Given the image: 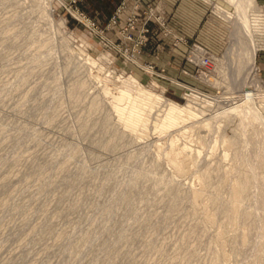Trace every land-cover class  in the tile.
Wrapping results in <instances>:
<instances>
[{
  "label": "rangeland",
  "instance_id": "374dc122",
  "mask_svg": "<svg viewBox=\"0 0 264 264\" xmlns=\"http://www.w3.org/2000/svg\"><path fill=\"white\" fill-rule=\"evenodd\" d=\"M197 1L0 0V264H264V0Z\"/></svg>",
  "mask_w": 264,
  "mask_h": 264
},
{
  "label": "bare ground",
  "instance_id": "6f19581e",
  "mask_svg": "<svg viewBox=\"0 0 264 264\" xmlns=\"http://www.w3.org/2000/svg\"><path fill=\"white\" fill-rule=\"evenodd\" d=\"M235 2H236V4H237V7H238V10L240 11V12H238V14H237V16H236V20L234 21V22H236L235 23V30L231 33V39H230V42H229V45L227 46V49H226V54L227 53H231V52H237V51H239V50H241L240 51V53H242V54H247V55H245L244 54V56H246V58L247 57H249V58H247V59H250V58H252L253 57V55H254V49H256V48H254V45L252 44V40L250 39V40H248V46L247 45H245L244 47H242V45H241V41H240V36L242 35V31H240V28L241 27H244L245 28V26L247 25V20H246V17H245V15H244V11L246 10V8H248V7H251L252 5H255L254 4V0H234ZM232 2V1H231ZM246 14V13H245ZM240 22V23H239ZM241 22H242V24H241ZM239 23V24H238ZM244 23V24H243ZM246 23V24H245ZM240 25H241V27H240ZM240 27V28H239ZM251 29V28H250ZM243 32H245L244 30H243ZM244 34V33H243ZM249 39V38H248ZM254 41V40H253ZM238 42L240 43L239 44V48H236V45L238 44ZM239 49V50H238ZM228 55V54H227ZM243 57V56H242ZM90 59V58H89ZM246 59V60H247ZM241 62V61H240ZM252 62V61H251ZM245 63V62H244ZM246 64V63H245ZM253 64V63H252ZM241 65H243V64H241ZM241 65H240V67H241ZM242 68V67H241ZM240 69V68H239ZM107 86V85H106ZM112 87V86H111ZM109 88V87H108ZM107 90V89H106ZM105 90V91H106ZM109 91V90H108ZM106 93V92H105ZM111 94H112V92H111ZM110 94V95H111ZM111 96H114V97H116V98H122L123 96L122 95H120V94H116V95H111ZM111 98V97H110ZM124 98V97H123ZM126 98V97H125ZM116 100V99H115ZM255 111V110H254ZM247 116H248V114H247ZM250 117L252 116V114L251 115H249ZM173 121H174V119H173ZM264 139V138H263ZM215 145V144H214ZM181 148H183V147H181ZM176 149V148H175ZM178 150V149H177ZM180 151V150H179ZM183 151V150H182ZM187 151V150H186ZM187 153H185V155H186ZM182 156V155H181ZM174 157V156H173ZM175 158V157H174ZM188 160V159H187ZM173 161V160H172ZM179 161V160H178ZM180 161H183V160H180ZM189 162H191V160H189ZM172 163V162H171ZM183 163V162H182ZM187 163H188V161H187ZM259 163H261V161H259ZM173 165V164H172ZM182 165V164H181ZM174 166V165H173ZM176 167H179V164L177 163L176 164ZM180 167H182V166H180ZM180 167H179V169H180ZM174 168V167H173ZM230 169H231V167H230ZM177 170V169H176ZM180 170H182V169H180ZM224 173H225V171H224ZM225 174H227V173H225ZM204 175V174H203ZM200 176V175H199ZM206 176V175H205ZM238 176V175H237ZM198 179V178H197ZM202 179H205L204 177L203 178H200V180H201V183L203 182V180ZM250 180H251V177L249 176V174L246 172V173H241L236 179H234V180H232V183L230 184L231 185V189H232V193L234 194V196L236 197V199H241V198H245L246 196H248V190H249V185H250ZM210 183H211V181H210ZM210 183H207V184H210ZM204 184V183H203ZM211 184H213V183H211ZM205 185V184H204ZM214 186V185H213ZM230 188V187H229ZM230 190V189H229ZM197 191V190H196ZM231 191V190H230ZM207 198V197H206ZM211 198V197H210ZM209 198V199H210ZM214 198V197H213ZM206 201V200H205ZM208 201H210V204L209 205H211V204H214L215 206L216 205H218L217 204V201L215 200V198L214 199H210V200H208ZM206 203V202H205ZM204 205V204H203ZM207 205V204H206ZM204 207H206V206H204ZM218 207V206H217ZM219 207H221L222 208V206L220 205ZM233 207V206H232ZM211 208V207H210ZM214 208V207H213ZM208 209H209V207H208ZM218 209V208H217ZM216 210V209H215ZM222 210H223V208H222ZM213 211V210H212ZM219 211V210H218ZM220 211H221V209H220ZM208 213H211V212H209L208 211ZM220 214H221V212H219ZM218 213V214H219ZM222 213H224V211H222ZM231 214H232V212H231ZM230 214V215H231ZM235 214H236V212H235ZM227 215V214H226ZM229 215V216H230ZM251 215H252V213L250 212V211H248V210H245L244 212H242V214L240 215V219H242V220H249L250 218H251ZM205 216H206V214H205ZM208 216V215H207ZM212 216H213V214H212ZM208 218V217H207ZM229 219H233V221L234 220H237L236 218L234 219V218H232V215L230 216V218ZM228 221V220H227ZM232 221V220H231ZM225 222H226V220H225ZM229 222H230V220L228 221V222H226L225 224H224V227L226 226V227H228V224H229ZM223 223V222H222ZM231 223V222H230ZM222 228H223V226L222 227H220L219 229H218V231L220 232L221 230H222ZM227 229V228H226ZM216 231H217V229H216ZM218 232V233H219ZM244 238V236H242V239ZM223 251V250H222ZM227 254L225 255V254H223V253H217L216 254V259L214 260V262H213V264H227Z\"/></svg>",
  "mask_w": 264,
  "mask_h": 264
},
{
  "label": "crops",
  "instance_id": "0c3cea01",
  "mask_svg": "<svg viewBox=\"0 0 264 264\" xmlns=\"http://www.w3.org/2000/svg\"><path fill=\"white\" fill-rule=\"evenodd\" d=\"M182 5V15L179 18L180 25L182 29V34L189 35L195 34L194 36L200 37V33L196 32V23L201 22L199 14L202 5L197 0H180ZM187 5V6H186ZM187 7V9H186ZM204 20V19H203ZM211 22L210 19H205L204 22ZM203 22V21H202ZM195 28V29H194Z\"/></svg>",
  "mask_w": 264,
  "mask_h": 264
}]
</instances>
